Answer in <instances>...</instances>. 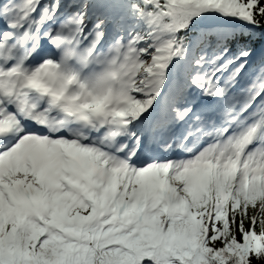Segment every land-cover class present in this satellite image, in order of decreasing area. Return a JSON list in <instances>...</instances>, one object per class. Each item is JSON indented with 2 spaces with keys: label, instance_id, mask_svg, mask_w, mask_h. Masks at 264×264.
<instances>
[{
  "label": "snow or ice",
  "instance_id": "1",
  "mask_svg": "<svg viewBox=\"0 0 264 264\" xmlns=\"http://www.w3.org/2000/svg\"><path fill=\"white\" fill-rule=\"evenodd\" d=\"M0 264H264V0H0Z\"/></svg>",
  "mask_w": 264,
  "mask_h": 264
}]
</instances>
